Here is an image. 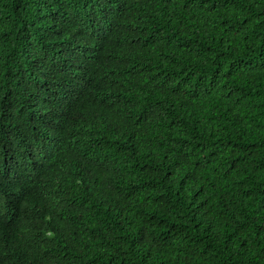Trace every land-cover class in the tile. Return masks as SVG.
I'll list each match as a JSON object with an SVG mask.
<instances>
[{"label": "trees", "instance_id": "1", "mask_svg": "<svg viewBox=\"0 0 264 264\" xmlns=\"http://www.w3.org/2000/svg\"><path fill=\"white\" fill-rule=\"evenodd\" d=\"M0 264H264V0H0Z\"/></svg>", "mask_w": 264, "mask_h": 264}]
</instances>
